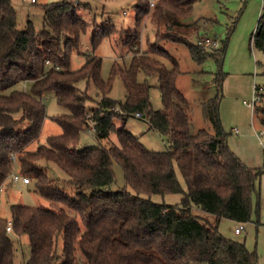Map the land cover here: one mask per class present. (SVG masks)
I'll return each instance as SVG.
<instances>
[{
	"label": "trees",
	"instance_id": "1",
	"mask_svg": "<svg viewBox=\"0 0 264 264\" xmlns=\"http://www.w3.org/2000/svg\"><path fill=\"white\" fill-rule=\"evenodd\" d=\"M190 4L191 0H159L151 22L169 30L181 27L178 17L189 15ZM137 8L141 20L148 14L147 1L140 0ZM42 9L40 32L29 21L19 29L10 0H0V189L18 167L19 174L32 181L34 191L50 203L49 209L11 205L10 218L0 217V264H17V249L21 251L23 246L29 253L22 264H254L255 252L218 231L221 219L250 222L255 180L264 173L247 166L230 150L220 120L228 38L216 47L203 48L188 40L175 41L172 35L163 36L185 45L196 64L211 58L217 66L213 78L216 95L202 105L210 129L193 132L190 104L175 84L179 64L169 53L157 50L156 58L149 52L133 51L135 34L132 41H125L132 52L129 65L121 68L115 63L110 78L103 80L101 58L94 50L111 35L99 33L92 38L93 52L85 54L84 65L71 70V51L80 44L84 22L69 0ZM231 27L227 35L232 33L233 23ZM253 35L254 48L264 55V7ZM158 58L168 59L171 68ZM139 74L157 77L160 110L152 108L151 87L146 79L139 81ZM117 76L125 90L122 102L108 96ZM83 81L93 83L100 100L78 88ZM47 93H53L56 103L67 112L47 117L42 101ZM258 95L264 99L263 94ZM90 101L94 106L87 109ZM48 118L61 133L29 150ZM128 118L146 120L151 131L166 139L168 150L151 151L125 127L117 128V121ZM86 133L96 146L84 148L81 137ZM111 133H115L117 144L101 143ZM40 162L62 170L66 185L75 189L74 196L51 184ZM115 162L125 186L112 190ZM172 194L182 196L178 205L152 200L153 196ZM194 207L210 214L212 220L195 214Z\"/></svg>",
	"mask_w": 264,
	"mask_h": 264
},
{
	"label": "rangeland",
	"instance_id": "2",
	"mask_svg": "<svg viewBox=\"0 0 264 264\" xmlns=\"http://www.w3.org/2000/svg\"><path fill=\"white\" fill-rule=\"evenodd\" d=\"M60 1L37 0L36 4H29L23 0H10L16 11L19 29H24L29 21L38 32L43 29L44 11L42 7ZM69 1L74 5L78 17L85 25V32L80 36L79 46L71 51V70L80 69L84 65L85 54L92 51L91 41L95 35L109 33L111 36L102 39L94 50L95 55L101 58V78L108 80L115 63L119 64L121 68L129 65L132 52L129 50L128 45H125V41L127 39L132 41L135 37L133 35L137 34L138 36L132 47L133 51L139 53L149 52L157 58V50H163L178 62L180 74L177 76L175 84L190 104L193 132L199 129H210L209 123L203 118L202 105L205 100L216 95L213 78L217 72V66L211 58L206 59L202 64H196L191 59L185 45L171 42L164 39V37L172 35L176 39L175 41L177 39L188 40L195 43V45L197 40L202 39L201 36L216 40L217 45L220 41L228 38L222 66V71L226 74V77L223 80L219 103L220 120L227 134V143L230 150L240 157L247 166L264 170V146L258 142L255 136V131H264V112L259 110L264 109V99L262 100L260 96L253 108L244 104V101L250 102L253 95H255V86L264 88V55L254 48L253 42H251L256 31L258 18L262 14L260 0H191L189 15L178 17L182 26L170 30L151 22L153 10L159 0H155L154 6H150L149 0H146L148 14L141 20L138 19V14H136L140 0ZM209 19L215 20L217 24L213 25V20L210 22ZM232 23L234 26L233 31L230 35H227L230 28H232ZM62 45L66 46L65 41L62 42ZM158 59L167 68H171L168 59ZM138 79L140 82H143L144 79L148 81L151 87L149 92L151 106L154 110H160L162 102L157 89V77H145L143 74H139ZM111 83L108 96L116 101H124L125 90L121 78L114 77ZM78 88L81 90L86 89L88 95L95 101L101 98V94L92 82L89 84L84 81L80 82ZM262 94L264 95V90ZM42 101L46 106L47 117L67 112L56 103L53 93L45 94ZM93 103L95 102H88L87 109L92 108ZM27 124L28 122H25V127H27ZM116 126L117 128L125 127L127 131L139 139L143 146L151 151L164 152L168 150L169 144L166 139L151 131L146 120L128 118L117 121ZM232 129H237L239 135L231 134ZM60 133L61 128L48 118L43 123L37 143H32L28 149L35 150L38 144H46L48 136ZM81 142L84 144V148H91L98 144L93 140L90 133L83 134ZM101 143L117 144L115 133H111L109 138ZM40 164L47 170L48 181L51 184L57 186L59 190H64L68 195L74 196L75 189L66 185V175L62 170L52 163L40 162ZM112 167L115 172V183L111 187L112 190L123 188L125 183L120 166L115 162ZM176 172L181 185L184 187V182L177 169ZM13 173H20L18 167L13 170ZM0 190L1 218H10L9 207L11 205L50 208L49 201L34 191L32 181L27 185H23L11 183L8 179ZM128 191L133 193L129 188ZM181 197L180 194H172L164 197L153 196L152 200L156 203L178 205ZM251 205L250 222L237 223L229 219H221L218 231L224 238L244 243L248 251L255 252L257 259L254 264H264V173L255 180ZM193 210L198 216L212 220L210 214L196 207ZM240 224L244 226V229L240 234H235L234 229ZM10 238H13V236L10 235ZM21 251L20 248L17 249L15 259L17 264H22L28 257L29 249L27 246H23Z\"/></svg>",
	"mask_w": 264,
	"mask_h": 264
},
{
	"label": "built area",
	"instance_id": "3",
	"mask_svg": "<svg viewBox=\"0 0 264 264\" xmlns=\"http://www.w3.org/2000/svg\"><path fill=\"white\" fill-rule=\"evenodd\" d=\"M23 1H25L29 4H36L37 3V0H23ZM154 2H155V0H149V5L154 6ZM261 5L263 8L264 7V0H261ZM197 45H199L203 48H213V47L217 46V43L214 40H211L209 38H202L197 42ZM46 64H48V61H46ZM56 69H58V68H56ZM257 90H258L257 92L254 90L255 95H253V98L251 99L250 102L244 101V104L247 105L248 107H251V108L254 107L256 101L259 100L258 92H259V94H261L263 92L264 88L258 87ZM136 116L139 117L138 114ZM232 133L237 135V134H239V131L237 129H232ZM255 136L259 140V143L264 146V142H263L264 141V131H259V132L255 131ZM10 180L14 184L20 183L23 185H27L30 183V179L28 177H26L22 174H16V173L11 174ZM243 229H244V226L239 225L237 228H235L234 233L240 234ZM7 230L10 231V224L9 223H8Z\"/></svg>",
	"mask_w": 264,
	"mask_h": 264
},
{
	"label": "crops",
	"instance_id": "4",
	"mask_svg": "<svg viewBox=\"0 0 264 264\" xmlns=\"http://www.w3.org/2000/svg\"><path fill=\"white\" fill-rule=\"evenodd\" d=\"M261 1V0H260ZM262 6V5H261ZM256 28H257V26H256ZM260 96V95H259ZM235 136H238V135H235ZM256 139H257V137H256ZM258 140V139H257ZM258 142H259V140H258ZM240 158V157H239ZM241 159V158H240ZM242 160V159H241ZM243 161V160H242Z\"/></svg>",
	"mask_w": 264,
	"mask_h": 264
}]
</instances>
